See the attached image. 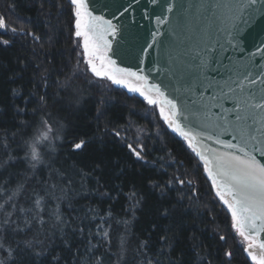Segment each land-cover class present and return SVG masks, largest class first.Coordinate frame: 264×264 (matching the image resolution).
I'll use <instances>...</instances> for the list:
<instances>
[{"label":"snow or ice","instance_id":"6c2138e0","mask_svg":"<svg viewBox=\"0 0 264 264\" xmlns=\"http://www.w3.org/2000/svg\"><path fill=\"white\" fill-rule=\"evenodd\" d=\"M149 2L156 5L158 0ZM100 3L101 0H67L65 5L63 0H57L53 5L58 11L69 13L75 43L81 49L72 75L65 76L63 81L57 79L54 85L48 84L49 75L41 76V84L46 89L50 86L57 89L52 98L53 106L59 105L60 113L83 110L82 92L74 86L81 72L126 89L127 93L138 94L158 111L168 129L182 138L186 150L210 182L227 226L226 234L216 237L221 242L223 264H232L238 254L245 264H264V256L257 257L251 251L257 246L264 251V64H256V53L243 59L225 55L229 51L243 52L247 41L256 38L249 29L258 19L264 18V0H164L161 7L170 15H156V22L166 24L167 28L163 32L158 28L151 34V41L141 45L135 54L140 65L136 70L118 67L109 55L110 52L115 55L109 37L118 34L117 26L93 14ZM103 7L115 9L113 16L116 17L117 12L123 16L131 5L110 0L103 3ZM9 10L14 11L15 5L10 4ZM148 15L145 11V18ZM6 19L0 15V29L11 32L12 36L5 39L0 33V46L7 48L17 39L30 37L36 55V45L42 44V37L22 27H8ZM159 35L166 39L160 40ZM260 43L264 45V39ZM149 50H155L157 57L152 62L153 67L145 72ZM257 51L264 55V48ZM125 53L132 55L127 49ZM80 65H84L82 70ZM35 69L38 75L47 72L39 63ZM93 82L89 80L90 84ZM13 95H19L18 90H13ZM34 96L35 93L29 96L25 107L16 111L19 116L26 112L28 105L35 104L32 118L13 123L0 135V166H15L14 159L20 158V153L14 150V145L21 149L22 159L27 164L25 172L17 174L18 179L0 184V264H44L52 251L50 237L55 232L63 236L69 227L61 207L68 198L73 180L53 164L57 149L65 146L67 120L57 118L50 110L47 91L39 100ZM105 114L98 111L95 119L99 121ZM129 130L130 126L123 130L125 141ZM105 135L119 141L122 132L106 129ZM67 147L72 153H79L86 149L87 141L79 139L67 143ZM126 147L134 162L143 169L151 168L153 173L139 176L146 191L134 185L128 195L133 216L149 196L157 200L155 211L161 220H168L176 206H183L184 199L196 197L192 180L168 175V168L175 167L174 164L163 165L160 169L155 164L149 165L139 129L135 147L131 143H126ZM96 167L101 168L102 164L97 162ZM45 171L47 176L42 175ZM83 178L84 173H81ZM104 196L112 198L107 191ZM90 213L94 218L99 216L93 209H89L86 216ZM106 215L107 219L99 216L102 223L98 229L103 230L106 251H109L110 233L103 224L111 228V212ZM170 232L168 229L161 233L158 255L165 254V250L177 242L175 238L170 239ZM127 243L126 236H122L118 251H109L107 259H124ZM149 246L150 241H141L137 254L144 256L142 264H158L147 256ZM95 248L89 249L93 252L89 264H105L106 257L95 252ZM59 259L52 256L56 264ZM197 264H211V260L198 253Z\"/></svg>","mask_w":264,"mask_h":264},{"label":"trees","instance_id":"16d2710c","mask_svg":"<svg viewBox=\"0 0 264 264\" xmlns=\"http://www.w3.org/2000/svg\"><path fill=\"white\" fill-rule=\"evenodd\" d=\"M63 2L67 4V0ZM56 3L57 0H0V15L7 17L8 27H22L42 37V44L36 45V55L33 54L30 37L17 39L7 48L0 46V135L13 123L32 118L35 104L28 105L26 112L19 116L16 111L25 107V101L33 93L34 99L39 100L47 91L50 110L57 118L67 120L65 146L57 149L53 164L73 180L68 198L61 207L69 227L63 236L55 232L50 237L52 251L44 264H56L52 256L60 258L58 264H89L92 246H96L95 252L106 257L105 264H142L144 256L138 255L137 249L140 242L146 240L150 241L147 256L158 264H197L198 253L207 256L211 264H223L221 242L216 237L227 232L224 211L214 198L210 182L196 159L186 150L182 138L168 129L153 108L138 96L107 81L95 79L90 73L85 76L83 72L74 81V86L82 92L83 110L72 114L60 113V106H53L52 98L57 89L51 86L46 89L41 84V76L51 77L49 85H54L57 79L63 81L65 76L72 75L81 52L75 43L69 13L58 11L53 7ZM10 4L15 5L14 11L9 10ZM21 21L25 23L21 24ZM0 33L5 39L12 36L4 29H0ZM38 63L47 72L38 75L35 69ZM80 68L82 70L84 65ZM61 72L64 75L58 77ZM89 80L94 82L90 84ZM13 90H18L19 95L14 96ZM98 111L106 113L99 121L95 119ZM128 126L130 130L125 141L123 130ZM106 129L109 132L119 130L122 137L119 141L114 140L111 135H105ZM137 129L148 153L145 158L149 165L155 164L160 169L163 165L174 164L175 167L168 168V175H181L192 180L195 187L196 197L184 199L183 206H176L168 220L158 218L155 211L157 200L151 196L135 210L134 216L130 211L128 195L133 186L146 191L140 174L153 175L151 168L143 169L134 162L126 147V143L135 147ZM79 139H86L87 147L79 153H72L67 143ZM17 140H20L19 134ZM13 148L20 153V158L14 159V167L0 166V184L18 179L17 174L22 175L27 169L21 149L15 145ZM97 162L102 164L101 168L96 167ZM81 173H84L83 179ZM42 175L47 176L48 172ZM105 191L111 194L110 200L104 196ZM89 209L106 219V214L111 212V228L103 224L110 233L109 251L116 253L121 237L126 236L128 243L124 259H107V241L103 239V230L98 229L102 222L99 216L94 218L91 213L86 216ZM125 220L129 222L127 225L123 223ZM80 228L84 231L80 232ZM168 229H171L170 239L175 238L177 242L171 249H166L165 254L158 255L159 237ZM232 264H245L244 258L238 254Z\"/></svg>","mask_w":264,"mask_h":264},{"label":"water","instance_id":"95a60500","mask_svg":"<svg viewBox=\"0 0 264 264\" xmlns=\"http://www.w3.org/2000/svg\"><path fill=\"white\" fill-rule=\"evenodd\" d=\"M105 2H110V0H101V3L96 6L93 14L102 16L105 20H111L117 26L118 34L114 38L109 37L112 42V52L115 55L111 52L109 55L116 61L118 67H127L136 70L140 65L139 61L135 58V54L140 51L141 45L150 42L152 38L151 34L158 28L161 29V32L167 28L166 24L159 25L156 22V15H170L164 12L161 7L164 0H158L156 5H152L149 0H139V3L136 0H119L120 4L124 6L131 5V8L123 16H120L119 12H117L116 17L113 16L115 9L103 7V3ZM145 11L149 14L148 18H145ZM249 31L256 38L247 41L244 46L245 50L237 53L229 51L225 55L237 56L243 59L252 53H256L254 57L256 64H264V55L257 51L258 48H264V45L260 43V40L264 39V18L258 19ZM158 38L160 40L166 39L164 35H159ZM126 49L132 52L131 56L125 53ZM156 57L157 52L155 50H149V55L146 58V66H144L145 72H148L153 67L152 62ZM210 75L214 76L216 74L210 73ZM258 243L259 241L257 240V245ZM251 251L259 252L264 256V251H261L258 246L251 249Z\"/></svg>","mask_w":264,"mask_h":264},{"label":"rangeland","instance_id":"374dc122","mask_svg":"<svg viewBox=\"0 0 264 264\" xmlns=\"http://www.w3.org/2000/svg\"><path fill=\"white\" fill-rule=\"evenodd\" d=\"M81 50V49H80ZM110 83V82H109ZM115 87H118V88H121V87H119V86H115ZM121 89H123V88H121ZM124 90H126V89H124ZM131 95H135V96H138L139 97V95L138 94H132V93H130ZM139 98H141L142 100H143V98L142 97H139ZM145 103H146V101H145ZM151 108H152V106H150ZM156 114L158 115V111H156ZM159 116V115H158ZM253 252V251H252ZM253 254L254 255H256L257 257H260L258 254H256L255 252H253Z\"/></svg>","mask_w":264,"mask_h":264},{"label":"bare ground","instance_id":"6f19581e","mask_svg":"<svg viewBox=\"0 0 264 264\" xmlns=\"http://www.w3.org/2000/svg\"><path fill=\"white\" fill-rule=\"evenodd\" d=\"M255 253L258 254L259 256H262L261 253H259V252H255Z\"/></svg>","mask_w":264,"mask_h":264}]
</instances>
